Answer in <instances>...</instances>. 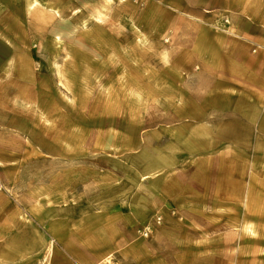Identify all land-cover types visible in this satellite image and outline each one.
Masks as SVG:
<instances>
[{
	"label": "rangeland",
	"instance_id": "374dc122",
	"mask_svg": "<svg viewBox=\"0 0 264 264\" xmlns=\"http://www.w3.org/2000/svg\"><path fill=\"white\" fill-rule=\"evenodd\" d=\"M249 56L264 0H0V224L64 228L0 235V264H264ZM177 179L205 207L156 194Z\"/></svg>",
	"mask_w": 264,
	"mask_h": 264
},
{
	"label": "crops",
	"instance_id": "0c3cea01",
	"mask_svg": "<svg viewBox=\"0 0 264 264\" xmlns=\"http://www.w3.org/2000/svg\"><path fill=\"white\" fill-rule=\"evenodd\" d=\"M245 60L246 61L244 63L241 62L242 71L245 74L242 80L240 81L242 83V86L251 89V91L242 90L243 92L242 96L248 101V103H250L249 101L252 99L249 95L254 96L255 93L264 95V71L257 70L254 67L255 59H253L251 56H249L248 59L245 58ZM236 63L238 65L239 62L235 61V64ZM258 80H259V84H258L259 86L257 87ZM216 83L218 84V81H216ZM214 88L217 89L216 84ZM246 107L248 108L250 112L251 111L260 112V114L254 115V119L250 121H254L256 125L258 126V128H261V129L264 128V109L260 111L261 109L259 108L255 109L254 107L252 108L251 105L250 107L249 105H247ZM179 182H180V179L175 180L174 183L173 181L169 182V184L166 183L161 190L159 189L157 191L156 194L160 195L161 198L165 199L166 203H169L174 208L183 209V208H191V207L193 208L205 207L204 200L199 199V198L203 199V196H199L198 198L195 194L196 193L195 190L191 192L189 190L182 189L181 187L182 185ZM198 193H200V191H198L197 194ZM223 193L226 194V192H223ZM146 207L148 206L140 205L137 208L138 219H139L138 222L145 221L146 216H147ZM12 214L13 216L10 217L11 220L10 219L5 220L0 224V229L2 231L0 235H60L61 229L62 230L64 229V228H61V225L58 223L59 230H58V233H55L54 230L51 229L52 223L48 219L46 221H43L42 228L44 232H41L40 230H37L35 228L36 221L34 219H33L32 225L31 224L29 225V223H22L21 221H19L20 219L17 214V211L14 210ZM126 219L128 223H131L133 218L130 217L129 215H126ZM170 235H195V234H192L186 231H178L176 233L172 232ZM208 263H209L208 258L206 260L204 258L203 261L196 262V264H208Z\"/></svg>",
	"mask_w": 264,
	"mask_h": 264
},
{
	"label": "built area",
	"instance_id": "2783aa9c",
	"mask_svg": "<svg viewBox=\"0 0 264 264\" xmlns=\"http://www.w3.org/2000/svg\"><path fill=\"white\" fill-rule=\"evenodd\" d=\"M260 49V47L259 46H256L254 49H253V52H256L257 51V49ZM157 222H159V220H157ZM148 229H146V232L144 233V236H147L148 235Z\"/></svg>",
	"mask_w": 264,
	"mask_h": 264
}]
</instances>
